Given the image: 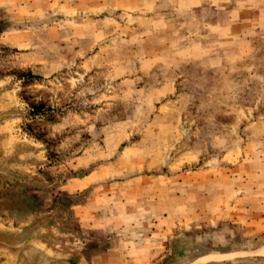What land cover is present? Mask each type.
I'll use <instances>...</instances> for the list:
<instances>
[{
  "label": "rangeland",
  "instance_id": "rangeland-1",
  "mask_svg": "<svg viewBox=\"0 0 264 264\" xmlns=\"http://www.w3.org/2000/svg\"><path fill=\"white\" fill-rule=\"evenodd\" d=\"M0 92V218L84 264H264V0H0Z\"/></svg>",
  "mask_w": 264,
  "mask_h": 264
},
{
  "label": "bare ground",
  "instance_id": "bare-ground-1",
  "mask_svg": "<svg viewBox=\"0 0 264 264\" xmlns=\"http://www.w3.org/2000/svg\"><path fill=\"white\" fill-rule=\"evenodd\" d=\"M9 107L0 92V192L23 180V172L19 167L29 162V148L13 147L3 137L10 123ZM26 225L29 227L26 232L9 231V228H22ZM48 228L42 218H33L18 225L0 218V264H84L80 259L75 261L72 253H63L55 248L54 245L60 244L50 235Z\"/></svg>",
  "mask_w": 264,
  "mask_h": 264
},
{
  "label": "water",
  "instance_id": "water-1",
  "mask_svg": "<svg viewBox=\"0 0 264 264\" xmlns=\"http://www.w3.org/2000/svg\"><path fill=\"white\" fill-rule=\"evenodd\" d=\"M10 230L9 231H11V230H23L24 232H26V231H28V229H29V227H28V225H26L25 227H22V228H19V227H12V228H9ZM75 259V261H78V259H76V258H74Z\"/></svg>",
  "mask_w": 264,
  "mask_h": 264
}]
</instances>
